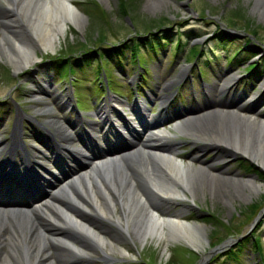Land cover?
I'll return each mask as SVG.
<instances>
[{"label":"rangeland","instance_id":"1","mask_svg":"<svg viewBox=\"0 0 264 264\" xmlns=\"http://www.w3.org/2000/svg\"><path fill=\"white\" fill-rule=\"evenodd\" d=\"M0 1L4 4V0ZM13 1L17 8V0ZM256 1L132 0V4L128 6L125 0H71L82 14L80 26L76 27L69 23L65 27L64 33L59 35L54 42L52 49L34 48L36 59L19 71L14 69L6 57L8 53L6 50L14 49L15 46L11 40L21 41L20 44L23 46L29 44V47H32V43L30 40L26 41L27 29H22L20 26L15 27V24L9 21L18 14L15 7L3 5L0 2V39L2 40L0 44L4 47L3 51L0 50V54H2L0 57V146L8 145L11 141V134L16 131L21 146L36 145L50 155L42 143L46 133L39 124H45L49 120L62 121L66 116L70 120L69 123L71 121L74 123V127H69L70 131L74 133L72 139L83 137L82 132H77L76 129L79 123L88 122L91 126L90 135L94 142L107 147L108 145L101 140V136L103 135L108 141L109 138H112L109 132L112 128H106L107 123L103 124L97 111L98 107L105 103L113 105V102L125 99L134 107L138 101L140 108L145 113L148 111L147 107H151L154 114L147 116L148 118L166 116L164 120L156 124V127L165 130L164 134L177 139L176 151L180 152L181 156H178V159L180 158L179 160L182 162L198 166V162H193L188 157L189 153L205 159L216 156V153H220L219 150L207 145L199 147V144L188 142L189 137L181 130L180 123L194 113L217 112L216 110L220 108L214 105L211 100L219 101L221 99L226 101L224 107L230 112L232 111L231 113L264 120L261 117L264 116V92H260V88L257 86L250 87L249 74L244 71L247 61H261L264 57V10L255 9ZM96 8L102 9L104 12L100 18L95 15L98 12ZM21 14L23 13L21 12ZM21 18V25L26 27L28 24L26 19L22 20ZM189 26L200 34L196 43H199L204 54L209 56L204 69L207 68V71L211 69L209 71L212 73L208 72L205 82L197 75V63L185 61V59L191 60L186 42H182L180 53L174 58L172 57L171 47L173 45L168 42L174 40L178 31ZM148 30H155L156 36L158 35L168 44L163 48L161 54L148 59L149 72L147 78L143 80L142 87L137 85V67H132L130 74L134 73L136 76L132 87L123 80L120 85L113 84L123 97L107 95L103 85L101 89L97 85L98 81L93 78L92 61L96 56L95 53H92L90 63L76 60L73 65L74 72L82 79L75 82L73 96L70 95L68 86L65 87L68 80H65L66 83H63L62 80L52 81L56 72L64 67V63H58L52 68L48 67L50 64L47 62L52 56H57L59 53L74 56L87 49L98 51L99 45L114 44L113 47L116 45L121 47L127 37L134 32L142 34ZM218 32L224 33L216 39L215 34ZM100 33L102 36L99 35ZM246 38L247 40H245ZM19 46L21 47V45ZM234 51H239L237 65L225 63V59ZM9 52L13 53V51ZM247 58L248 60L245 61ZM198 61L203 63L204 57H198ZM183 64L186 67L181 70ZM233 66L238 67L242 81L237 86L226 88L225 82L229 75L224 73ZM117 70L113 69L114 79L126 78V72L119 71L118 67ZM260 78L264 79V75ZM202 83L204 88L201 89ZM164 95H168L169 98L163 103L161 97ZM64 97L68 98V105L62 104ZM76 104L86 110L76 109ZM159 105L162 108L159 109ZM240 105L243 106L239 110L238 106ZM36 111H42L44 114H34ZM116 112L118 111H108L110 121L112 114ZM33 115H36V119L33 118ZM122 118V122L124 120L125 123H129L125 117ZM47 127L52 131L51 138L59 137V132L55 131L54 127L52 128L50 125ZM140 131L130 130V136L110 142L113 144L109 146H113L117 150L131 148L130 150L134 151V155L137 156L136 148L139 146ZM118 137L120 135L117 134L116 139ZM72 144L76 147L72 148L71 152L77 155V151L82 148V145L78 141H74ZM32 151L38 153V156L42 155L40 152ZM13 153L15 157V152L13 151ZM1 156L10 157L8 152H3ZM13 156L11 160H13ZM139 157L143 161L146 159V155ZM48 158L50 157L48 156ZM63 158L64 161L75 165L67 156H63ZM43 161L51 166V162L47 159ZM244 161L257 164L260 172H264L260 163L240 154L228 155L219 162L223 163L226 170L228 168L227 171L233 170L240 174L241 178L246 179L252 172L243 169ZM61 162L63 163V161ZM253 174L255 181L260 185V193L252 194L250 197H237L232 194H227L225 197L221 195L214 197L207 192L205 185H202L196 190L195 199L192 200L190 194L183 198L190 206L182 212V217L203 225L206 231L207 242H203V249L192 248L182 241L166 237H162L160 240L150 237L145 238L147 240H139L136 237L120 242L118 246L120 251H115L114 255L109 257L110 259L101 258L97 253H93L95 256L92 257L94 259L92 263L142 264L144 261L146 264H219L220 253L223 250L237 243L241 235L252 232L260 238L262 251H264V181L259 179L256 173ZM253 202H258L260 208L252 218H249L247 217L248 213H245L244 210ZM170 207L172 209L180 208L179 204H172ZM115 210L119 211L118 205L115 206ZM211 214L216 215L222 224L207 221ZM256 216L257 219L254 221ZM129 221L133 222L131 218ZM217 236H221L222 239L218 243L212 244L218 241ZM246 252L245 264H260L256 258L257 254L250 244Z\"/></svg>","mask_w":264,"mask_h":264},{"label":"bare ground","instance_id":"2","mask_svg":"<svg viewBox=\"0 0 264 264\" xmlns=\"http://www.w3.org/2000/svg\"><path fill=\"white\" fill-rule=\"evenodd\" d=\"M13 2L4 0L1 4L14 8ZM15 9L18 14L9 21L15 27L27 29L26 41L32 43L29 47V44L23 46L21 41L11 40L15 50L8 48L6 57L17 71L34 62V48L52 49L69 23L76 27L81 24L82 14L71 0H17ZM255 9L264 10V0H257ZM20 18L26 19V27L21 25ZM168 98L164 95L161 102ZM63 99L62 104L68 105V98ZM211 101L220 108L217 112H193L180 123L181 130L189 137L188 142L220 151L210 159L189 153L188 157L198 162V166L179 160L177 139L155 126L166 116L146 120L138 105L134 111L138 124L150 127L141 130L137 156L131 148L117 150L107 146L86 154L79 152L81 160L77 166L64 168L54 156L57 147H61L60 143L55 144L50 156L54 157L55 169L62 168L64 175L53 177L54 174H49L53 179L51 184L46 178L30 176L23 171L40 163L34 154V159H28L29 149L41 152L39 158L48 156L36 145L22 147L18 132H13L8 145L0 147V166L10 164L9 157L1 156L3 152L11 155L19 149L17 155L21 160L13 180L8 178L9 171L1 179L0 185L6 193L10 189V192L17 190V194L7 201V197H0V264H91L93 253L109 258L120 251V242L136 237L139 240L166 237L203 249V242H207L206 231L203 225L182 217V212L190 206L183 198L190 194V198L195 199L196 190L202 185L214 197L227 194L250 197L258 193L260 185L255 181L254 172L244 179L233 170L227 171L228 168L226 170L219 162L228 155L240 154L264 168V120L231 113L222 99ZM111 110L109 103L98 107L104 124L109 122L108 111ZM69 121L64 116L62 121L49 120L40 127L46 132L47 125L54 127L61 140L68 142L73 137L68 131ZM123 128L128 131L127 124L124 123ZM141 155H146L144 161ZM172 204H179L180 208L172 209ZM116 205L119 211L115 210Z\"/></svg>","mask_w":264,"mask_h":264},{"label":"trees","instance_id":"3","mask_svg":"<svg viewBox=\"0 0 264 264\" xmlns=\"http://www.w3.org/2000/svg\"><path fill=\"white\" fill-rule=\"evenodd\" d=\"M128 6L132 4V0H125ZM130 4V5H129ZM98 12H96V16L99 18L103 15V10L96 8ZM93 14V13H92ZM166 31V29H163ZM183 33V34H182ZM180 32L177 34L176 39L173 42V48L172 52L173 54L176 53L178 46L180 45L181 40L183 37L185 38L187 36H191L192 34H195L196 31L193 28H188L187 30H184V32ZM223 32H218L217 36L221 35ZM102 36V34H99ZM247 40V38L245 39ZM165 41L161 40L158 35L154 33V31H146L142 34L135 32L133 35L127 37L126 42L119 47V45H116V47H113L112 45H99L100 50L97 51V57H95V77H102V71L105 73L106 78L110 79L111 75L113 74V69H115L116 66L120 65L121 61L126 59V65H134L137 66L138 72L141 74L142 77H144V73L147 70L146 67V59L152 58L156 54L160 53L158 52V48L163 49L165 47L166 43ZM70 50V49H69ZM94 51L87 49L83 51L82 53H79V56L82 57L83 61L88 62L89 58L91 57L92 53ZM202 54L201 49H196V47L192 46L190 47V58L193 57L196 58V56ZM233 56V57H232ZM235 55H231L227 61L230 60H237L234 58ZM77 55L71 56L59 53L57 56L54 55L51 58V63L58 64V63H64V68L59 72L61 75H69L71 74V79L73 81L77 80V76L74 74L72 70L73 62L76 61ZM192 59V60H193ZM128 67V66H127ZM245 70L249 71L251 75L255 73H264V57L261 59V61H256L252 63H247L245 65ZM68 71V72H67ZM141 83V81H139ZM242 165V164H241ZM243 169L248 170L251 172H254L258 175L259 179H262L264 181V172H260V170L257 168V166L254 163H250L247 161H244L243 163ZM260 206L258 202H253L251 205L248 206L244 211L245 213H248L247 217L252 218L255 213L259 210ZM218 220V221H217ZM207 221H212L213 223H221L219 221V218L211 214L209 215V218H207ZM217 221V222H216ZM216 231V230H215ZM214 231V233H215ZM222 239L221 236H217L216 242H213L212 244L218 243ZM249 244L252 246L254 251L257 253L256 258L259 260L261 264H264V251H262L261 247V240L260 238L254 234V232L244 235L240 237L237 240V243H235L233 246L223 250L220 253L221 260L219 264H244L245 258H246V250L249 247ZM142 264L144 261H142Z\"/></svg>","mask_w":264,"mask_h":264},{"label":"water","instance_id":"4","mask_svg":"<svg viewBox=\"0 0 264 264\" xmlns=\"http://www.w3.org/2000/svg\"><path fill=\"white\" fill-rule=\"evenodd\" d=\"M261 213V212H260ZM258 216V215H257ZM257 216L254 218V221L257 219Z\"/></svg>","mask_w":264,"mask_h":264}]
</instances>
